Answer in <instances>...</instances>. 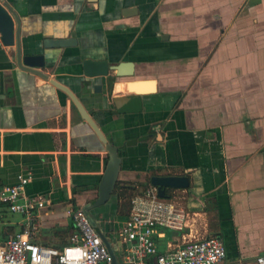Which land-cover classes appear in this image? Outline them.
<instances>
[{
  "label": "crops",
  "instance_id": "1",
  "mask_svg": "<svg viewBox=\"0 0 264 264\" xmlns=\"http://www.w3.org/2000/svg\"><path fill=\"white\" fill-rule=\"evenodd\" d=\"M7 2L21 18L23 54L44 56L42 72L75 94L119 150L117 187L136 196L152 177H187L188 189L166 190L190 215L186 233L222 238L224 264H256L264 255V0ZM61 39L73 46L48 47ZM87 59L131 62L134 74L89 80ZM108 160L70 97L18 68L16 47L0 40V189L27 177L26 195L50 200L34 214L36 244H58L73 223L68 210L98 198ZM117 187L91 213L120 258L118 231L130 215L120 214ZM26 221L7 212L0 233L11 234L0 244Z\"/></svg>",
  "mask_w": 264,
  "mask_h": 264
},
{
  "label": "built area",
  "instance_id": "2",
  "mask_svg": "<svg viewBox=\"0 0 264 264\" xmlns=\"http://www.w3.org/2000/svg\"><path fill=\"white\" fill-rule=\"evenodd\" d=\"M30 180L19 176V183L0 189V213L25 216L22 231L0 244V264H111V257L83 209L71 208L75 232L62 250L36 244L32 238L39 229L36 210L45 208L50 200L43 196H27ZM190 215L174 202L162 199L157 187H150L131 201V213L119 229L121 257L119 264H224L225 244L218 236L197 237L186 233ZM179 233L172 237L168 232ZM170 239V241H168ZM164 241L165 248L160 249ZM264 264V255L256 260Z\"/></svg>",
  "mask_w": 264,
  "mask_h": 264
},
{
  "label": "water",
  "instance_id": "3",
  "mask_svg": "<svg viewBox=\"0 0 264 264\" xmlns=\"http://www.w3.org/2000/svg\"><path fill=\"white\" fill-rule=\"evenodd\" d=\"M0 40L6 47H16V65L21 70L28 72L32 75L44 78L49 81L53 86L65 92L76 106L81 114L83 120L92 128L97 135L98 139L105 147L106 154L109 157L105 172L99 185L98 198L92 203L83 208V211L89 219L91 225L96 230L97 234L102 238L108 253L111 257V264H119L118 257L113 248L112 242L103 233L98 220L92 215V209L99 208L110 202L114 196L120 171L122 169V159L119 155V150L110 144L104 136L100 128L91 118L81 101L75 94L69 90L65 85L57 80L51 79L49 75L42 72L45 68V57L39 55H24L22 52L21 41V18L7 0H0ZM73 39L52 40L49 42L48 47L52 48H68L73 46ZM83 74L89 79L108 78L112 73L116 78L131 77L135 66L133 63H124L117 66H111L107 61H94L84 60ZM147 83V82H140ZM152 83V82H148ZM153 84V83H152ZM99 89V86L96 87ZM142 94V92H135ZM151 184L158 189V195L162 199H168L166 194L167 189L181 190L189 188V179L184 176H155L151 179Z\"/></svg>",
  "mask_w": 264,
  "mask_h": 264
},
{
  "label": "trees",
  "instance_id": "4",
  "mask_svg": "<svg viewBox=\"0 0 264 264\" xmlns=\"http://www.w3.org/2000/svg\"><path fill=\"white\" fill-rule=\"evenodd\" d=\"M117 189L119 190V196L122 197V199L125 198V201H123L120 204V209H119L120 214L130 215V213H131V201H132L133 197H135V196L133 193L129 194L131 189L125 188V186L122 187L121 183H119ZM75 194H76V192H75ZM74 208H75V210L80 209L77 205H75ZM7 212L8 211L6 210V208L2 207V211H1L2 216H0V221H2L4 219V216L7 214ZM10 232L11 231L9 230V228L6 227L3 230H1L0 237H3V236L6 237V236L11 234ZM74 232H75L74 222L73 223L71 222V224L69 225L67 230H64L63 232L57 234L58 241H59L58 244H45L44 247L62 250L64 247H66L70 243V238L74 234Z\"/></svg>",
  "mask_w": 264,
  "mask_h": 264
},
{
  "label": "rangeland",
  "instance_id": "5",
  "mask_svg": "<svg viewBox=\"0 0 264 264\" xmlns=\"http://www.w3.org/2000/svg\"><path fill=\"white\" fill-rule=\"evenodd\" d=\"M44 197V196H43ZM114 200V199H113ZM112 202H114V201H112ZM77 206H84L83 204H82V202L80 201V202H78L77 201ZM112 206V205H111ZM6 223V222H5ZM2 227H3V223H1L0 224V229H2ZM172 237H180V234L179 233H175V232H168ZM107 235H109L108 233H107ZM168 241H170V239H168ZM165 244V242H163V241H161L160 242V249L163 251L165 248L163 247V245ZM67 245V244H66ZM225 249L228 247V244H225ZM116 252H117V255H118V251L116 250Z\"/></svg>",
  "mask_w": 264,
  "mask_h": 264
}]
</instances>
